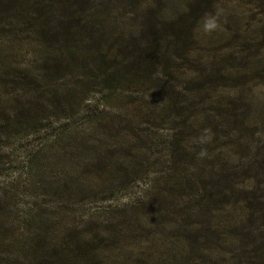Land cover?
Wrapping results in <instances>:
<instances>
[{"label":"rangeland","instance_id":"374dc122","mask_svg":"<svg viewBox=\"0 0 264 264\" xmlns=\"http://www.w3.org/2000/svg\"><path fill=\"white\" fill-rule=\"evenodd\" d=\"M148 1L158 17L172 19L183 11L185 3L86 0V9H94L98 18L108 17L104 23L106 37H126L144 20L141 7ZM211 4L199 14L193 27L187 58L180 56L184 54L180 49L174 51L175 44L168 43L165 49L169 62L165 58L156 60L148 84L137 94L125 89L118 93L121 98H111L106 103L108 112L94 127L101 130L112 123L117 131L115 135L107 129L89 134L86 149L90 150L84 158L77 154L75 158L71 150L75 131L69 133L67 125L62 126L55 118L46 117L27 141L9 148L2 143L6 140L0 141V156L8 149L15 155L20 152L15 158L3 157L0 165V196L15 193L14 203L20 205L12 212L13 218H18L24 205L34 201L42 206H66L75 218L92 214L112 222L115 231L125 228L121 254L123 258L133 257L136 264H225L229 249L222 250L220 232L235 209L230 199L219 196V200L214 193L218 190L220 195V190L226 188L219 171L230 169L226 161L235 160L239 151L235 146L239 139L236 124L231 121L230 90L234 91V83L241 81L242 72H247L245 89L261 84L263 73L255 76L253 68H264V0H214ZM213 17L216 27L204 32L203 22ZM24 37L25 33L19 35ZM17 38L10 36L11 40ZM136 101L148 105L147 118L138 120L129 113L135 112ZM63 131L57 139L56 135ZM263 135L246 133L239 143L242 149H256L262 146ZM25 144L28 146L23 147ZM28 147L43 150L32 158L33 170L27 183V175L12 179V172ZM96 149H103L110 170L102 184L93 183L95 190L80 193L81 185L83 190L86 188V170L82 169L83 163L75 160L86 159ZM57 150L60 155L55 154ZM65 179L67 189L52 198L50 182L63 183ZM227 194L231 195L226 188L224 195ZM192 221L199 229L195 251L185 249L180 240L182 226L187 228Z\"/></svg>","mask_w":264,"mask_h":264},{"label":"trees","instance_id":"16d2710c","mask_svg":"<svg viewBox=\"0 0 264 264\" xmlns=\"http://www.w3.org/2000/svg\"><path fill=\"white\" fill-rule=\"evenodd\" d=\"M213 1L184 0L183 11L173 19L158 17L148 1L141 7L144 20L132 33L106 37L104 23L108 17L98 18L94 9H86V0H0V141L6 140L2 142L5 148L27 141L46 117L55 118L62 126L67 125L69 133L75 131L71 150L75 158L76 154L84 158L93 133L107 129L115 135L117 131L112 123L101 130L94 127L108 112L106 103L121 98L118 93L126 90L137 94L148 84L156 60L169 62L168 43L175 44L174 51L180 49L184 52L180 56L187 58L193 27ZM22 33L25 37L19 38ZM10 36L18 38L11 40ZM253 70L255 76L263 73L261 84L245 89L244 70L240 82H235L237 75L234 78V91L229 89L239 151L235 160L226 161L230 169L222 173L220 169L218 175H223L231 195H224L226 188L220 195L218 190L214 193L222 200L230 199L235 209L231 219L223 223L227 228L223 226L220 232L222 250L229 249L225 264H264V135L262 146L256 149H242L239 143L246 133H264V68ZM133 109L135 112L129 113L138 120L150 115L146 103L138 101ZM61 133L64 131L56 135L57 139ZM28 148L12 172V179L27 175V183L32 158L43 150ZM8 150L0 156V165L3 157L20 154ZM94 152L84 162L75 160L86 170V188L81 185L80 193L95 190L93 183L102 184L110 170L103 149ZM55 154L60 155V151ZM66 183V179L63 183L50 182L52 198L67 189ZM14 195L0 196V264H136L133 257L123 258L121 254L125 228L115 231L112 222L92 214L75 218L66 206H42L35 201L24 205L18 218H13L12 212L20 208L14 203ZM189 224L182 226L180 240L185 249L195 251L199 229L195 222Z\"/></svg>","mask_w":264,"mask_h":264},{"label":"clouds","instance_id":"9594fccd","mask_svg":"<svg viewBox=\"0 0 264 264\" xmlns=\"http://www.w3.org/2000/svg\"><path fill=\"white\" fill-rule=\"evenodd\" d=\"M219 11L220 10H217V15H219ZM215 27H216L215 17L211 19H205V21L202 24V29L204 32L214 29Z\"/></svg>","mask_w":264,"mask_h":264}]
</instances>
